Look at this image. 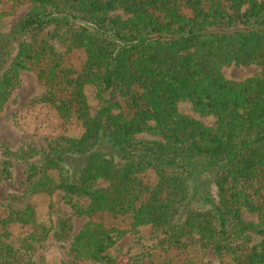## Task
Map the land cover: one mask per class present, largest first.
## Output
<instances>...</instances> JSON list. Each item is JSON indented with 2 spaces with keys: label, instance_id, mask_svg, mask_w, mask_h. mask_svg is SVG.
<instances>
[{
  "label": "trees",
  "instance_id": "1",
  "mask_svg": "<svg viewBox=\"0 0 264 264\" xmlns=\"http://www.w3.org/2000/svg\"><path fill=\"white\" fill-rule=\"evenodd\" d=\"M27 6L0 32V116L22 73L34 72L40 103L82 133L45 149L0 145V185L13 161L24 163L29 194L62 192L72 210L47 226L32 205L12 209L0 220V264H37L35 244L51 235L77 260L124 264L109 250L148 226L169 250L197 245L220 264H264V0H0V20ZM56 41L84 54L79 69ZM230 65L262 71L231 81ZM87 87L101 102L95 115ZM185 100L216 125L181 114ZM97 213L129 228L89 221L75 236V218ZM14 225L31 228L17 248L4 242Z\"/></svg>",
  "mask_w": 264,
  "mask_h": 264
},
{
  "label": "rangeland",
  "instance_id": "2",
  "mask_svg": "<svg viewBox=\"0 0 264 264\" xmlns=\"http://www.w3.org/2000/svg\"><path fill=\"white\" fill-rule=\"evenodd\" d=\"M29 6L23 7L16 16L0 20V32H8L12 27L24 18L30 11ZM55 48L66 55L69 61L80 68L85 60L84 54L79 50H69L62 42L56 41ZM262 68L259 66H225L222 70L225 78L231 81H243L247 78L260 74ZM45 93L44 87L39 82L34 72H23L21 86L17 88L4 112L0 116V145L16 150L27 142L35 143L39 149H45L52 141L63 136H79L82 128L76 123L65 124L59 114L50 106L40 103ZM86 94L93 115L101 107V102L96 96L93 88L87 87ZM181 114L197 118L207 126L214 127V117H204L198 114L190 101H182L178 104ZM139 140L153 141L159 138L150 133H144L137 137ZM3 154L0 147V161ZM13 178L6 180L0 185V220L7 217L12 209L24 210L32 205L36 208L38 221L41 224L55 226L60 219L72 216L70 206L65 202L62 192L48 195H31L27 185V166L24 163L13 161ZM106 185V184H103ZM84 207L88 208L90 201L85 198L77 199ZM243 218L246 222H258V217L244 211ZM100 223L107 228L120 227L129 228L128 223L115 220L108 213H97L92 217L75 218L74 235H78L87 222ZM10 237L4 242L14 245L16 248L24 245L31 234L30 227L18 225L9 228ZM70 243H61L53 235L42 243L35 244L34 260L37 264H101L88 260H77L70 253ZM114 256L123 255L124 264H131L136 260L139 264L169 263L172 264H205L213 261L220 264L219 259L212 251H203L197 245H191L182 252L169 250L154 238L152 227L140 229L135 235L128 233L118 244L109 250Z\"/></svg>",
  "mask_w": 264,
  "mask_h": 264
}]
</instances>
